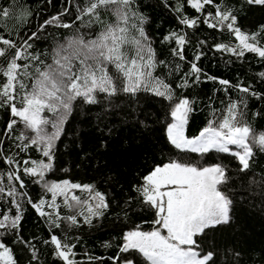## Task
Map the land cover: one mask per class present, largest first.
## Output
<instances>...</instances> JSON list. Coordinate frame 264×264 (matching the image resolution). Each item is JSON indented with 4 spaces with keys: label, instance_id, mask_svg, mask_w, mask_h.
Segmentation results:
<instances>
[{
    "label": "trees",
    "instance_id": "1",
    "mask_svg": "<svg viewBox=\"0 0 264 264\" xmlns=\"http://www.w3.org/2000/svg\"><path fill=\"white\" fill-rule=\"evenodd\" d=\"M87 4L88 0H0V9L9 11L8 16L0 12V36L20 45L36 33L28 40L33 47L27 51L39 55L45 64H51L53 50L75 35L77 28L86 34L85 39L94 38L101 30L99 24L88 29L81 27L82 21L76 20ZM131 8L138 15L130 17L129 38H139L138 17L143 16V29L155 59L164 61L163 65H157L153 75L171 85L175 102L182 98L192 102L186 124L189 137L198 136L210 124L218 126L216 122L226 114L230 101L238 105L242 101L246 105H241L244 122L255 132H264V77L260 75L264 73V60L247 51L237 56L217 50L219 44L235 48L239 42L234 32L213 18L217 11L229 12L236 17L234 27L247 35L254 34L252 41L264 47V29L261 28L264 26V5L250 4L248 0H213L198 12L188 0H135ZM54 16L60 18L59 23L72 24V27L44 23ZM184 17L198 19V23L190 28L180 23ZM101 19L111 23L114 17L101 10ZM205 19L217 26L208 27L203 22ZM87 20L89 17L85 16L84 21ZM173 32L185 37L184 59L173 55V49L181 46L174 40L163 39ZM197 55L198 60L195 59ZM26 62L33 68L36 65L44 67L39 61L20 63ZM192 63L201 69L199 80L186 75ZM220 80L230 83L222 85ZM116 83L119 87V81ZM236 85L248 87L249 93L240 92ZM95 96L97 102L94 104L86 103L83 98L72 102L53 146V167L43 177L44 181L68 180L94 185V191L103 193L108 207L102 210L103 215L93 217L90 224L85 223L87 206L81 215V207L68 208L62 198H57L58 208L45 204L46 216H40L32 207V203H39L41 199L50 202L52 194L38 176L24 174L23 168L31 164L23 162H47V158L42 155L41 145H32L29 139H18L22 134L31 137L22 123L6 131L8 122L19 118L12 117L7 108H0V161L9 158L14 161L11 165L0 163V187L5 189L0 193V214L14 216L17 208L13 201H18L22 217L18 228L0 229V242L11 248L17 264H64L56 257L55 246L46 243L53 234L74 246V255L70 258L77 264H123L125 259H132L134 264H147L135 251L122 252L121 248L128 231H151L157 227L152 223L156 219V209L147 206L136 189L157 166L172 161L197 167L220 165L226 170L227 180L219 188L232 202L230 219L194 237L198 251L213 253L214 264H264V152L254 147L246 170H242L239 161L229 153L184 152L175 148L167 135V127L173 121L170 114L173 102L150 91L135 94L118 91L111 96L97 92ZM9 172H15L21 180H8ZM21 181L25 185L22 189ZM13 187L18 193L27 195L8 196ZM77 195L85 198L88 194L78 190ZM73 215L77 219L75 225L66 219ZM52 220L60 227H53ZM33 253L36 259L32 258ZM0 264L4 261L0 260Z\"/></svg>",
    "mask_w": 264,
    "mask_h": 264
},
{
    "label": "snow or ice",
    "instance_id": "2",
    "mask_svg": "<svg viewBox=\"0 0 264 264\" xmlns=\"http://www.w3.org/2000/svg\"><path fill=\"white\" fill-rule=\"evenodd\" d=\"M50 2V0H49ZM135 0H88L85 8L80 10L76 20L82 21L81 27L91 29L93 24L101 25V30L94 38L85 39V33L80 28L76 29L75 35L64 44L59 45L52 52V63L45 64L39 55L27 51L33 45L28 40L33 39L36 33L18 45L15 41L0 36V108H7L12 117L7 124L6 131L10 132L17 123H22L25 130L36 133L34 137L24 134L18 139H29L32 145L42 146L44 160H25L24 174L30 177L39 176L43 179L45 172L53 167V144L59 136L60 124L64 115L71 111L72 102L77 98H83L86 103H96L97 92L114 95L118 91L135 94L138 91H150L156 96L163 97L173 102L171 116L174 123L167 127L168 139L175 148L192 153H208L215 150L219 153H229L235 157L242 170L249 168V162L254 155L253 148L264 152V132L257 133L251 125L244 122V112L241 105L230 101L226 107V114L216 122L218 126L206 127L199 136L189 139L184 135L187 124V116L191 109V101L187 98L175 102L172 87L161 77L153 75L157 65H163L164 61H156L155 53L148 43L143 24L145 18L139 16L140 27L137 28L138 37L129 38V20L132 15H138L132 11ZM191 7L200 12L205 5L211 4L213 0H188ZM248 3L264 5V0H248ZM101 10L110 12L114 17L113 22L108 23L101 19ZM4 16L9 15L8 9H0ZM89 20L84 21V17ZM217 23L225 25L227 30L234 32L239 44L235 48L227 45H217V50L231 52L237 56H243L245 51L256 53L264 60V47H258L249 40H255V35H247L234 27L236 17L229 12L217 11L213 17ZM57 16L46 20L45 24L56 23L59 27L71 28L72 24L59 23ZM226 21H230L225 24ZM208 27L215 28L216 23H210L207 19L203 21ZM188 27H194L198 19L184 17L180 21ZM43 27V25H41ZM132 27H136L132 25ZM264 29V26H261ZM90 35V34H89ZM165 41L174 40L180 48L173 49V55L184 59L183 45L185 37L175 32L163 38ZM200 57H195L198 60ZM39 61L44 65L33 68L30 62ZM114 71H110V67ZM179 67V65H177ZM33 69V70H30ZM201 69L196 63L191 64L190 73L199 80ZM264 77V73H260ZM210 79H215L210 77ZM116 81H119L118 87ZM30 82V83H29ZM220 84L228 85L227 80H220ZM184 86V85H178ZM240 92L249 93L248 87L236 85ZM255 95V93H253ZM18 102V103H17ZM246 107V105H243ZM45 110L56 114L58 119L52 123L56 129L51 134L44 131L43 125L50 123L42 118L41 113ZM235 146L232 150L229 146ZM6 162L11 165L14 161L9 158ZM225 168L220 165L197 167L192 164H184L172 161L163 166H157L146 175L142 186L136 191L143 198V202L150 208L156 209V219L152 221L155 227L151 231L132 230L126 233V241L121 248L122 252L130 250L138 253L147 264H214L213 253L208 252L201 255L198 251L197 240L194 237L201 235L206 229L219 224L227 223L230 219L229 211L231 200L220 190L219 185L226 182ZM8 180H21L15 172H9ZM39 183V180L36 181ZM25 185L21 181L20 188ZM48 192L52 193L50 202L41 199L39 203H32V207L40 214L46 216L43 209L45 204L50 208H58L56 204L57 195L64 197V205L68 208L80 206L86 207L88 213L85 223H91L93 217L103 215V209L108 207L105 196L99 191H94V185L73 183L68 180L45 184ZM78 189L88 192L89 198H81L71 193ZM5 191L0 187V193ZM8 196L23 195L16 188H10ZM89 200L95 201L93 207ZM71 201V203H70ZM16 204L17 213L14 216L0 214V229H16L22 219L19 214L20 204ZM71 225L77 223L76 216L66 218ZM53 227L59 228L60 224L52 220ZM54 245V252L64 264H77L70 257L74 255L73 245L68 244L57 235L53 234L50 241ZM0 260L4 264H17L13 258L12 250L5 243L0 242ZM33 259H36L33 253ZM94 259V258H89ZM123 264H134L132 259H125Z\"/></svg>",
    "mask_w": 264,
    "mask_h": 264
},
{
    "label": "rangeland",
    "instance_id": "3",
    "mask_svg": "<svg viewBox=\"0 0 264 264\" xmlns=\"http://www.w3.org/2000/svg\"><path fill=\"white\" fill-rule=\"evenodd\" d=\"M243 33V32H242ZM245 34V33H244ZM238 42H239V40H238ZM249 42L250 43H254L251 39L249 40ZM255 44V43H254ZM257 46V45H256ZM48 113H50V117L48 116ZM41 117L42 118H45V119H47V120H49L50 121V123L49 124H47V125H43L42 127L44 128V131L46 132V133H48V134H51V133H53L54 131H56V129L55 128H53L52 127V123L51 122H54V121H56L57 120V116H53V113L52 112H49V111H47V110H45L44 112H42L41 113ZM175 121H174V119H173V121L171 122V123H174ZM170 123V124H171ZM61 125V124H60ZM27 131H29L30 132V135H31V137H34L35 135H36V133L35 132H33V131H31V130H27ZM28 132V133H29ZM184 135L186 136V137H188L189 139H191V138H195V137H189L187 134H186V125H185V128H184ZM199 136V135H198ZM197 137V136H196ZM56 140V139H55ZM54 143H55V141H54ZM53 146H54V144H53ZM232 150H237L236 148H235V146H232V145H230L229 146ZM38 178L40 179V177L38 176ZM41 181H42V183L44 184L43 186H44V188H45V184H50V183H52V182H54V181H44L43 179H40ZM46 189V188H45ZM77 191H78V189H73V190H71V193L72 194H75V195H77ZM81 191V190H80ZM86 192V191H85ZM51 193V192H50ZM88 195L85 197V198H82V197H80L79 195H77V196H79L80 198H81V200L83 201V200H85V199H88L89 198V193L88 192H86ZM52 194V193H51ZM57 198H62L63 200H64V197L62 196V195H57V197H56V201H57ZM70 203H71V201H70ZM89 203L90 204H92L93 205V207H94V205H95V201H91V200H89ZM77 207H80V206H77ZM84 207H86V206H84ZM158 227V226H157ZM132 231V230H131ZM129 232V231H128ZM127 232V233H128ZM126 242V241H125ZM201 255H203V254H201Z\"/></svg>",
    "mask_w": 264,
    "mask_h": 264
}]
</instances>
